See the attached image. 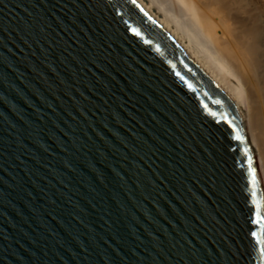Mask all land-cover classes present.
Listing matches in <instances>:
<instances>
[{
  "label": "water",
  "instance_id": "water-1",
  "mask_svg": "<svg viewBox=\"0 0 264 264\" xmlns=\"http://www.w3.org/2000/svg\"><path fill=\"white\" fill-rule=\"evenodd\" d=\"M257 214L239 111L138 0H0V264H264Z\"/></svg>",
  "mask_w": 264,
  "mask_h": 264
},
{
  "label": "bare ground",
  "instance_id": "bare-ground-1",
  "mask_svg": "<svg viewBox=\"0 0 264 264\" xmlns=\"http://www.w3.org/2000/svg\"><path fill=\"white\" fill-rule=\"evenodd\" d=\"M138 2L183 45L239 111L264 210V41L259 48L256 37L257 29L264 35V0Z\"/></svg>",
  "mask_w": 264,
  "mask_h": 264
},
{
  "label": "rangeland",
  "instance_id": "rangeland-1",
  "mask_svg": "<svg viewBox=\"0 0 264 264\" xmlns=\"http://www.w3.org/2000/svg\"><path fill=\"white\" fill-rule=\"evenodd\" d=\"M258 31H259V32H258ZM258 33L261 34L262 36H261V35L259 36ZM257 34H258V35H257ZM256 37H257V40H258V42H257V40L255 39L256 42H257V44H258L257 46L260 48V47H261V44H262L263 41H264V35H263V33H262L260 30H258V29L256 30ZM256 37H255V38H256ZM258 38H259V39H258ZM260 42H261V43H260Z\"/></svg>",
  "mask_w": 264,
  "mask_h": 264
},
{
  "label": "snow or ice",
  "instance_id": "snow-or-ice-1",
  "mask_svg": "<svg viewBox=\"0 0 264 264\" xmlns=\"http://www.w3.org/2000/svg\"><path fill=\"white\" fill-rule=\"evenodd\" d=\"M262 219H264V217H260L259 214H257V220H256V223L259 224V223L261 222ZM252 235L255 236L256 233L253 232ZM262 251H264V249H262Z\"/></svg>",
  "mask_w": 264,
  "mask_h": 264
}]
</instances>
